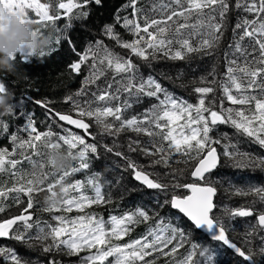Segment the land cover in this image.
Segmentation results:
<instances>
[{"label":"snow or ice","instance_id":"6c2138e0","mask_svg":"<svg viewBox=\"0 0 264 264\" xmlns=\"http://www.w3.org/2000/svg\"><path fill=\"white\" fill-rule=\"evenodd\" d=\"M89 2L90 0H82V3L78 0H59L57 10L54 11L50 2L41 0H0V19L5 12H11L20 14L29 23L54 24L62 18L58 10H63V15L71 21L73 18L89 15L87 11H79L73 16L74 10L83 9ZM92 2L96 5L102 4V0ZM139 3L140 0H129L124 7L131 8V13L125 16L116 15L114 23L105 25L103 31L119 46L130 50L131 54L146 62L150 57L156 59L158 55L172 60H184L192 54L212 55L227 28L230 0H150V6L143 7L138 6ZM234 8L240 14L237 15L232 29L233 43L229 45L230 51L225 53L228 63L227 79L219 87L223 97L231 105H239V108H226L224 99H221L217 108L216 100L208 99L216 91L214 86L217 82L215 79L208 81L206 78H202V82L211 86L196 87L194 91L199 94L198 102L189 103L162 86L153 75L145 77L139 74L138 66L130 57L125 59L115 54L102 41L89 45L81 59L70 65L79 74L82 65L92 60L88 64V75L83 81L85 87L96 84L109 70L114 73L112 82H108L105 88L98 87L99 95L95 92L92 94L98 106L93 108L92 101L81 106L72 96H68L66 102L72 101L78 114L77 118H73L70 114H61L50 108V101L31 102L45 108L48 119L58 117L59 121L75 126L76 129H83L85 133L90 127L85 118H94L96 124L108 135H118L125 129L144 134L149 138L147 146L141 147V141L134 140L129 144V151L134 152L139 148L145 156L155 157L152 160L154 165L171 168L173 163L180 162L173 159L177 155L184 164H193L190 175L197 183L180 184L179 176L182 173L178 174L175 170L171 181L173 187L187 188L190 194L173 195L163 203L183 214L194 229L203 230L211 239L222 242L248 264H257L250 251L230 239L229 225L225 217L229 220L235 217H255L256 226L264 230V211H254L256 201H253L247 207H224L221 215H216L217 187L210 179H206L208 174L222 165V157L233 161L232 166L236 168L264 167V157L241 152L236 144L231 143L227 133H221L219 137L213 135L218 125H230L237 133L264 148V0H235ZM30 13L38 19H32ZM117 24L131 33V41L122 39L115 30ZM43 54L40 53L41 56ZM20 55L25 62H29L34 56L30 51ZM14 59L17 62V57ZM214 71L213 69L210 75H214ZM115 76H120V79L115 80ZM10 91L9 83L4 76H0V95H8ZM82 92L83 90L77 95ZM144 97L155 98L157 103L140 115L127 117V111L134 104L141 103ZM99 102L103 104L100 105ZM2 127L6 130L7 124ZM59 127L60 133L54 132L50 127L47 130H38L30 114L24 126L28 139L16 144L20 149H32L33 155L37 157L43 158L46 155V159L40 161L25 157L32 163L38 162L41 168L45 167V163L52 166L48 159L49 150L60 149L62 145L66 146V152L73 160L78 162L77 167L64 171L57 181L62 189L59 202L55 199L49 200L43 211L63 210L71 213L75 209L84 212L86 207L93 204L107 203L110 198L106 199L100 184L91 178L87 181L94 190V195L91 196L83 191L85 184L82 181L64 184V179L72 173L90 167L89 153L96 154L97 146L87 143L84 136L65 128L63 124ZM54 136L56 142H52ZM11 140L16 143L18 137L12 135ZM78 146L82 147L74 155L73 150ZM41 148L47 149V153L40 151ZM107 150L112 151L111 148ZM7 155V149L0 150V171L4 169ZM116 155L123 156V153L117 152ZM8 163L15 168L18 162L10 160ZM128 167L133 170L135 180L147 188L162 192L169 188L168 183L153 178L151 173L135 162L129 160ZM47 187L49 197H54L53 185L49 184ZM233 187L235 195L254 196L264 203V186L252 185L247 189ZM39 191H43V188L35 185L32 180L27 181V186L0 189V197L3 198H7L9 193H25L28 198L24 214L0 221V238L7 237L20 242L35 239L43 244L44 252L63 249L70 256H79L81 252L88 251L91 254L82 258L83 264H156L160 258L174 256L185 245H190L189 250L177 264H198L195 260L198 250L200 256L207 257L209 264H216L215 255L207 248L192 243L184 228L163 219L157 220L145 235L119 243L135 226L149 222L152 217L146 209H138L135 213L121 217L111 216L108 221L95 214L75 217L55 215L53 219L58 222L57 225L45 224L41 227V222L38 219L33 220L29 211L33 208V194ZM70 192L79 194L69 196ZM3 211L0 207V212ZM17 223L23 225L24 231H14ZM34 226L38 231L33 237L28 232ZM48 241L50 243H45ZM260 251L264 254V248ZM110 257L113 259L109 260ZM4 262L26 264L14 249L0 247V264ZM49 264L57 262L52 260Z\"/></svg>","mask_w":264,"mask_h":264},{"label":"trees","instance_id":"16d2710c","mask_svg":"<svg viewBox=\"0 0 264 264\" xmlns=\"http://www.w3.org/2000/svg\"><path fill=\"white\" fill-rule=\"evenodd\" d=\"M41 2H50L53 10L56 11L59 0H41ZM78 2L82 3V0H78ZM128 3L129 0H102L101 5H96L90 0L83 9L74 10L73 13L74 17L79 11H87L89 15L84 18H73L71 21L63 15V10H58L62 18L54 24H34V27L44 35L53 37L52 44L43 52L44 54L33 56L29 62H25L23 57L18 55L17 62H15V72L0 71V76H4L10 85L11 91L9 94L12 97L10 103L13 104L11 113L6 114L0 109V150L7 149L9 153L5 157L4 169L0 171V189L7 190L20 185L27 186L28 180H32L35 185L43 188V191L34 192L33 208L29 210L33 215V220L38 219L41 222V227L45 224L57 225L58 222L53 219L55 215L75 217L95 214L108 221L111 216L121 217L135 213L138 209H146L152 217L149 222L135 226L119 243L145 235L157 220L163 219L174 226L184 228L190 235L192 243L199 244L201 248H207L210 253L215 255L216 264H248L247 261L231 252L221 242L212 240L203 232L194 229L181 213L163 203L173 195H188L189 192L186 188L172 186V173L174 170L178 174L182 173L179 176L180 184L197 183L198 181H195L190 175L193 164H184L182 158L177 155L173 159L180 162L173 163L171 168L154 165L152 160L155 157L145 156L139 148L134 152L129 151V144L134 140L141 141V147L147 146L149 138L144 134L125 129L118 135H108L96 124L94 118H85V122L90 125L88 132L85 133L83 129H76L75 126L59 121L58 117L53 116L52 119H48L47 110L31 102L34 100L50 101V108L61 114H70L73 118H77L78 114L73 102H66L68 96H72L73 100L81 106H86L89 101L93 102V108L98 106L92 94L95 92L99 95L98 87L105 88L108 82H112L114 73L109 70L96 84L85 87L83 81L88 75V64H91L92 60L90 59L88 64L82 65L79 74L75 73L70 65L81 59L82 54L87 51L89 45L102 41L115 54L125 59L130 57L133 63L138 66L139 74L145 77L153 75L162 86L189 103L195 104L198 102L199 94L194 91L196 87L211 86L202 82V78H206L208 81L215 79L217 82L214 86L216 91L208 97V99L214 98L216 100L217 108L221 99H224L226 108L240 107L239 105H231L223 97L222 90L219 87V84L227 79L226 69L228 63L225 59V53L230 51L229 45L233 43L232 29L237 15L240 14L234 8L235 0H230L227 28L224 30L219 46L213 50L212 55L192 54L184 60H172L163 55H158L156 59L150 57L147 62L131 54L130 50L119 46L103 31L105 25L114 23L116 15L125 16L131 13V8L126 9L124 7ZM138 6H150V0H140ZM30 16L32 19H38L33 13H30ZM115 30L119 32L123 40L131 41L133 39L131 33L120 24L116 25ZM213 69L215 70L214 75H210ZM119 79L120 76H115V80ZM81 90H83L82 94L77 95ZM123 98L121 97V99ZM99 103L100 105L103 104V102ZM155 103H157L155 98L144 97L141 103L134 104L127 111L126 116L140 115ZM30 114L33 116L38 130L43 131L50 127L54 132L60 133L59 126L63 124L65 128L84 136L87 143L96 144L97 153H89L90 167L72 173L64 179V184L75 183L78 180L82 181L85 184L83 191L91 196L94 195V190L87 183L91 178L100 184L102 191L106 194V199L110 198L107 203L93 204L86 207L84 212L75 209L71 213H66L63 210L61 212L43 211L49 200L55 199L59 202L62 189L57 181L64 171L77 167L78 162L72 160L71 167L64 170L54 168L53 161L49 157L54 155L59 148L52 149L53 151L49 153L48 159L51 161L52 166L45 163V167L41 168L38 162L32 163L25 159V157H31L32 161L46 159V155L43 158L33 155L32 149L16 147L19 141L28 139L24 126ZM108 120L110 121L111 118H108ZM4 124H7L6 130L2 127ZM221 133H227L231 143L236 144L241 152H248L255 157H264V148L253 143L248 137L237 133L230 125H218L213 135L219 137ZM12 135L18 137L16 143L11 140ZM52 142H56L55 136L52 138ZM227 142L224 141V143ZM80 147L82 146H78L77 149L73 150L74 155ZM108 148H111L112 151H108ZM14 149L15 151H13ZM60 149L66 152V146L62 145ZM40 151L47 153V149L44 148H41ZM117 152L123 153V156H117ZM10 160L18 162L15 168H12L11 164L8 163ZM129 160L151 173L153 178L168 183L169 188L167 191L149 189L137 182L133 170L128 167ZM37 164L38 168L36 167ZM232 164L233 161L222 157V165L212 174L206 176V179H210L217 187L216 203L218 210L215 214L221 215L224 207L230 209L247 207L253 201H256L254 211H264V203L259 202L257 197L235 195L233 187L247 189L252 185L264 186V167L236 168ZM49 184L53 185L54 197H49L50 192L47 187ZM78 194L70 192L69 196ZM27 199L25 193H9L7 198L0 197V207L4 209L3 212H0V221L24 214ZM155 213L159 215L156 216ZM225 221L229 225L230 239L246 251H250L257 264H264V254L260 251L261 248H264V230L256 226L255 217H235L230 220L225 217ZM17 229L24 231L23 225L20 223L14 225V231ZM37 231L38 229L34 226L33 229L29 230L28 235L34 237ZM45 243H50V241ZM0 247L14 249L26 264H49L52 260H55L57 264H83L82 258L91 254L85 251L81 252L79 256H70L63 249L44 252L42 250L43 244L35 239H26L20 242L4 237L0 238ZM189 247L190 245H185L174 256L160 258L156 264H177L187 254ZM112 259L109 258V260ZM195 260L198 261V264H209L206 256L199 255V250ZM4 264H7V262H4Z\"/></svg>","mask_w":264,"mask_h":264},{"label":"clouds","instance_id":"9594fccd","mask_svg":"<svg viewBox=\"0 0 264 264\" xmlns=\"http://www.w3.org/2000/svg\"><path fill=\"white\" fill-rule=\"evenodd\" d=\"M52 41L51 35H44L37 31L34 24L27 22L20 14L5 12L0 19V71L15 72V57L29 51L34 56H39L52 44ZM11 99L10 94L0 95V109L6 114L13 111ZM49 159L53 161L54 168L64 170L71 167L73 157L58 149ZM36 167L38 168V164Z\"/></svg>","mask_w":264,"mask_h":264},{"label":"water","instance_id":"95a60500","mask_svg":"<svg viewBox=\"0 0 264 264\" xmlns=\"http://www.w3.org/2000/svg\"><path fill=\"white\" fill-rule=\"evenodd\" d=\"M215 170H216V169H215ZM215 170H214V171H215ZM214 171H213V172H214ZM213 172H212V173H213ZM212 173H211V174H212ZM138 182L141 183L140 181H138ZM186 189H187V188H186ZM187 190L189 191V193H188V195H189V194H190V190H189V189H187ZM216 197H217V196H216ZM216 197H215V202H216ZM174 210H176V209H174ZM176 211H178V210H176ZM182 215H183V214H182ZM185 218H186V217H185ZM242 218H248V217H242ZM186 219H187V218H186ZM199 231L203 232L204 234L207 235L208 238H210V236H209L208 233L204 232L203 230H199ZM210 239H211V238H210ZM212 240H213V239H212ZM233 242H234V241H233ZM221 243H222V242H221ZM235 243H236V242H235ZM236 244H237V243H236ZM237 245H238V244H237ZM238 246H239V245H238ZM226 247H227V246H226ZM228 249H229V248H228ZM229 250H230L231 252L234 253V251H233L232 249H229ZM234 254H236V253H234ZM236 255L239 256L238 254H236ZM239 257H240V256H239Z\"/></svg>","mask_w":264,"mask_h":264},{"label":"rangeland","instance_id":"374dc122","mask_svg":"<svg viewBox=\"0 0 264 264\" xmlns=\"http://www.w3.org/2000/svg\"><path fill=\"white\" fill-rule=\"evenodd\" d=\"M223 201V200H222ZM222 201H221V203H222Z\"/></svg>","mask_w":264,"mask_h":264}]
</instances>
